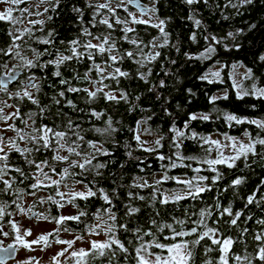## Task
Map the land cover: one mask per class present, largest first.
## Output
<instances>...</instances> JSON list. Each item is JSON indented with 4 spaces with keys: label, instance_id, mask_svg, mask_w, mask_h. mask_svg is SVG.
<instances>
[{
    "label": "trees",
    "instance_id": "obj_1",
    "mask_svg": "<svg viewBox=\"0 0 264 264\" xmlns=\"http://www.w3.org/2000/svg\"><path fill=\"white\" fill-rule=\"evenodd\" d=\"M32 1L38 2V0ZM139 1L144 3L147 9H155L154 12L146 14L147 20L151 18L152 24L158 23L159 20H164L165 32L169 35L167 46L144 49L146 54L156 51L161 53L155 61L147 63L146 67L140 68L135 60L127 58L122 63L113 66L120 67L130 75L128 77H120L119 83L114 80H105L104 84H107L109 87L105 88L104 91H112L117 97H119L121 91H124L128 94V102L123 100H120L119 103L108 101L103 97L102 93L98 94L97 98L90 104L86 103L88 98L83 92L78 94L66 92V97L60 98L57 96V93L65 90L66 85L59 83V78L52 74L55 68L49 65L43 70L39 68L32 70L38 78H41L38 80L41 85V91L36 93L34 89L31 90L40 100L41 106H46L48 111L41 116L39 109L27 101L24 105L28 108L21 109V115L23 116L29 111L37 112L38 115L35 117L36 126L42 123L49 126H54L55 124L63 126L67 122V117H71L75 123L81 124L85 130L93 127H107L106 121L110 117L112 126L116 129L110 135L102 136L92 131L84 132L86 140L97 141L110 153L108 156L98 157V160L106 164V167L99 170L100 175H95L94 170L85 173V183L94 181V185L89 183V186L93 187V190L102 188L110 195L118 218L124 216V204L129 202L141 208V212L132 218V223L129 224L131 228L137 224L147 227V221L150 218H155L158 223L171 222L172 217L183 218L186 210L198 211L200 208L206 206H214L218 201L221 207L231 205L233 212L243 211L244 215L241 216L238 225L240 227H247L249 231L243 234V243L234 245L233 251L241 255H248L249 259H252L257 253V242L253 239V235L264 228V226L256 223L257 220L264 219V146L257 145V154H249L246 159L241 158V160L236 162V167L234 168L217 165L216 167L222 174V179L216 183H212L211 180L204 181V184L210 185L211 191H205L197 200L188 199L168 205L156 203L155 206H152L150 199H146L145 201H129L127 193H139L140 195L149 197L153 191L151 188L141 189L129 187V185H132L134 182L142 183L144 179L146 180L155 176L161 179L167 174L170 177L190 179L200 175L208 177L215 175V173L208 170V165L198 164L193 160L179 161L173 156L172 159L177 164H191V168H171V161L168 159L163 161L158 159L159 155L167 157L175 151L171 144L174 134L169 129L173 125L183 129L184 123L189 119L190 114H210L211 119L208 121L199 119L191 121L186 134H190V131H195L202 136L212 139L216 136L225 138L223 134L227 133L229 136L242 138L244 136L243 133L247 130L253 137L257 133L264 136V132H261L254 125L233 123L232 126H229L223 118L224 113H234L240 117L264 120V99H258L252 95L239 99L237 92L240 90L234 87L230 76V70L232 71L235 66L243 67L246 73L251 69V78L243 79L240 89L250 90L253 85L264 87V60L260 59L261 56H264V0H254L252 4L238 9L230 6L226 7L229 0H198V2L193 4L186 3V0ZM87 2L97 4L104 3L105 0H87ZM117 3H119V0H112V7L115 8ZM233 3H238V0H233ZM73 5L83 9L84 26L90 27L88 21L92 18L93 9L86 6V0H61L55 12L49 10L46 13L44 32H35L36 36L42 37L49 30H54V44H37L33 40H29L27 35L24 36V40L28 41L32 47L37 48L39 51L47 48L53 54L52 56H42L41 62L53 59L56 49L63 51L65 45L61 44L60 41H70L79 36L82 25L78 19L79 14L73 11ZM20 6L24 7V4ZM47 6L50 7L48 4ZM127 7L128 12H137L131 9L129 5ZM34 11H36V8H34ZM128 12H125L123 8H117L118 17L121 20L127 19L129 21L127 26L135 29V32L127 34L129 37L142 40L144 44H147L153 38H157L158 43H163V38L157 28L149 24L131 23V17L128 16ZM103 13L109 17L111 16L106 10H103ZM48 16H52V19L48 20ZM36 19H41V16H36ZM97 19H100V17H97ZM195 20H200L201 24L197 26ZM110 22L114 21L110 20ZM252 25H255V27H251ZM36 27L39 28L40 26L37 25ZM123 27L124 25H115V30L112 32L113 37L117 39V47L121 50L136 52L137 49L134 45L119 39L124 35L121 31ZM241 29L243 31L239 35L228 36V33L236 34ZM10 30H12L11 24L0 21V48L7 49L11 45L12 38L8 35ZM91 31L99 35L102 33L107 34L112 30L107 29L106 26L98 25L91 28ZM193 35H195V40L192 39ZM213 36L220 43L212 40ZM206 37L208 39H205ZM80 39L90 38L80 37ZM95 42L93 41V43ZM16 43L23 44V41H16ZM210 45L216 49L213 56L209 59H197L196 57ZM237 45L239 47H236ZM24 55L32 58V53L27 49H25ZM189 57L192 58L190 59ZM2 59L8 60L9 58L3 57ZM97 59L99 60L100 57ZM72 64L81 74L89 66L87 60L81 63L72 62ZM216 64L222 68L220 69V79H215L212 83L200 79L210 67ZM148 69H151L150 75H147ZM60 70L65 78L70 79L73 76L71 67L61 66ZM25 72L29 74L27 71ZM139 73L146 74L147 82L139 78ZM91 75L93 78H96L95 72ZM160 81H164L163 87L160 86ZM73 84L80 88H91L88 81L73 80ZM225 94L228 97L227 99H218L214 104L209 102L210 97H222ZM53 96L61 99L60 105L55 104L52 99ZM137 97L139 99H136ZM66 99L73 100L77 105V110L66 106ZM79 109H83L84 111H79ZM91 109L103 112L104 115L100 119H96L89 114ZM58 110L66 113L67 116L55 117V113ZM138 121H147V123H142L137 128ZM142 128L147 129L157 139L163 135L164 139L161 141L163 147H160L156 152L143 151L137 141L133 139L134 135L140 134V129ZM134 129L137 131L134 132ZM85 151L91 152L92 149L86 148ZM180 151L184 156H195L200 159L205 158L207 155L197 141L191 139L183 140V147ZM129 152L132 154L131 157L128 155ZM51 155V152H42L34 154V158L43 160L45 157H51ZM216 156V151L213 150L208 158H216ZM73 157L78 159L75 156ZM23 160L17 159L12 162L16 166L22 167L26 172L34 171ZM93 163H96V161H93ZM55 166L58 170L61 167L59 164ZM195 168H200L201 171L199 173L193 171ZM75 171L80 170L76 169ZM13 176L18 177V174L13 172ZM238 177L243 179V183L232 187L231 182ZM75 179H82V177H76ZM30 183H32L31 180H27L24 183L14 184V187L26 189V185ZM66 183L72 184L74 181L73 179H69ZM79 185L84 187L83 184ZM159 187L162 191L169 193L172 191L179 192L184 188L183 185H179L171 179L163 182ZM43 192L48 194V196H55L54 188H46ZM253 194L255 195L254 202L245 207L247 197ZM55 198L60 199L58 196ZM49 203L51 202H46L44 207L46 209L41 211V213L49 217L60 215L59 209L54 204ZM75 204L79 206L76 207L71 204L74 211H76L75 215L79 210H84L88 213L86 217L81 218L82 221L87 223L96 222L93 220L92 214L97 209L108 207L100 198L99 193H97L96 197L89 198L88 200L77 199ZM157 212H159L158 216L156 215ZM249 216L252 217L251 220L246 219ZM216 218L218 216L214 212L213 219ZM225 219L230 218L225 217ZM49 221L51 220L49 219ZM208 223L210 226H216L212 223V220H209ZM67 227L73 231L65 232L62 230L63 233L83 234L85 238L89 236L83 231L85 223L77 224L75 221H68ZM219 227L224 235L235 236L239 234V227L230 228L223 222L219 224ZM165 234H167V231ZM118 235L125 242L126 246L129 247V252L131 253L132 246L127 244L128 239L132 238L131 234L121 231ZM49 238L51 241L60 239L57 236H50ZM145 239H148V237H145ZM188 239H192V237ZM202 243L210 244L211 242L206 240ZM196 252V264H203L205 259H212L215 262L219 257L218 251L208 254L207 257L204 256L202 248H197ZM124 255V253L117 252L113 264H135L131 256L125 260ZM97 264H108V260L107 258H101L100 261H97ZM230 264H233L231 260ZM253 264H260V262L253 260Z\"/></svg>",
    "mask_w": 264,
    "mask_h": 264
},
{
    "label": "snow or ice",
    "instance_id": "obj_2",
    "mask_svg": "<svg viewBox=\"0 0 264 264\" xmlns=\"http://www.w3.org/2000/svg\"><path fill=\"white\" fill-rule=\"evenodd\" d=\"M61 0H38L34 5L36 11H32V0H0L2 5H11L4 9H0V21L8 22L13 26V30H10L8 35L12 38L11 45L7 48H0V93H5L8 95L9 99L27 100L31 104L35 105L39 109V113L42 114L48 111L47 107L41 106L40 100L33 94L31 90H35L36 93L41 91V85L38 82L39 79L33 72V69H45L49 65L55 68L52 73L55 77L59 78V83L61 85H66L65 90L59 91L57 96L60 98L66 97L67 93L78 94L83 92L87 96L86 103H92L98 96V94H103V97L108 101L120 100L128 102V94L124 91L120 92L119 97L112 91L105 92L104 89L108 88L107 84H104L105 80H114L119 83L120 77H128L130 74L127 71H123L120 67H113L118 63H122L126 58L135 60L140 68L146 67L147 63L155 61L157 57L161 55L159 51L145 53V48H162L168 44V33L165 32V21L159 20L158 23L152 24L151 18L145 20L143 18H137L133 13L128 12V5L134 4L140 10L141 16L146 13L154 12L155 9H145L137 2V0H119L116 7H112V0H105L104 3L92 4L87 2L86 6L92 11V18L88 21L89 26H84L83 16L84 11L80 7L73 5V11L78 15V19L82 25L79 36L70 41H60L61 44L65 45L63 51L56 49V53L53 59L41 62V57L53 54L45 48L43 51H39L37 48L31 46L28 41L24 40V36L27 35L29 40H33L37 44L52 45L55 43L53 39L55 36L54 30H49L46 35L39 37L35 35L36 31L44 32V25L46 21L44 19H28L27 23L31 27H24L23 29L15 28L17 24L24 23V19L27 17L43 16L48 13L49 10L55 12L57 7H59ZM198 2V0H186V3L193 4ZM254 0H238V3H233V0H229L227 6L233 8H240L248 4H252ZM26 4L29 5L24 8H20L19 5ZM41 4H48L50 7H45L43 11H39ZM117 8H123L125 12H128V16L131 17V23L134 24H149L159 30L161 37L163 38V43H158L157 38H153L147 44H144L142 40H137L129 37L128 33L135 32V29L127 26L129 21L127 19L121 20L117 15ZM106 10L111 16H107L103 13ZM14 11L18 12L19 15L14 16ZM100 17V19H97ZM48 20L52 19V16L47 17ZM114 21V22H110ZM195 24L199 26L201 24L200 20H195ZM40 27L37 28L36 26ZM98 25L106 26L107 29L112 30L107 34H94L91 28L97 27ZM115 25H124L121 31L124 33L119 39L128 42L135 46L136 52L131 50H121L117 47V39L113 37L112 32L115 30ZM251 27H255L252 25ZM242 29L238 30L236 34L228 33L229 37L234 35H239L242 33ZM18 33V34H14ZM80 37H89L90 39H80ZM195 40V35L192 37ZM205 39H208L207 37ZM220 43L215 36L211 38ZM16 41H23V44H18ZM93 41H96L93 43ZM143 45V46H142ZM227 47V46H225ZM236 47H239L238 45ZM27 49L32 53V58L24 55V51ZM216 51L215 47L209 46L204 52L200 53L197 59L200 58H211V54ZM187 55V54H186ZM3 57L9 58L8 60L2 59ZM100 57L98 60L97 58ZM139 57V58H138ZM190 59L192 57H189ZM264 60V56L260 57ZM17 61L11 67L9 66L10 61ZM84 60L89 62L87 70L81 74L79 70L73 67L72 62L81 63ZM61 66L71 67L73 70V76L65 78L61 72ZM27 71L29 74L21 79L17 73ZM96 73V78L92 77V73ZM151 74V69H148L147 75ZM167 74V73H166ZM213 77H219L220 73L212 72L209 74ZM209 75H202L200 79L207 80L209 83L214 82L209 79ZM246 78H251V69L245 74ZM139 78L147 82V77L145 73H139ZM75 81H88L91 88H80L73 84ZM17 82L21 85L20 90L10 91L9 86ZM160 86H164V81H160ZM235 86V85H234ZM255 96L258 99H264V87H257L253 85L250 90H240L237 92V97L243 99L245 96ZM57 96H53L52 99L56 105L61 104V99H57ZM225 94L222 97L212 96L209 99L210 103H215L218 99H227ZM136 99H139L137 97ZM66 106L77 110V105L71 99H66ZM15 110L12 112H5V108H13ZM79 111H84L79 109ZM91 116L96 119H100L104 115L103 112H97L95 109H91ZM38 115L35 111H29L23 116L21 115L20 108L8 104L7 101H0V121H3L7 127L0 129V194L4 195H14L16 198L11 201V204L7 201H0V222L5 220V217H11L12 213L7 212L6 209L15 205L21 214L27 215L32 213V217L37 220H51L54 221L58 226H62V230L65 232L73 231L67 227L68 221H75L77 224L85 223L84 233L89 236H100L101 233L104 234L106 239L98 240L92 239L85 241V236L83 234L76 235L74 239H56L55 243L66 245L67 247L62 248L56 256L52 259L54 264H61L59 257H66L64 264L67 261H72L73 264H97L101 258H107L108 264H113L117 256V252L124 253V259L127 260L131 256L135 264H196L197 248H202L204 256L207 257L208 254L218 251L219 257L215 262L212 259H205L203 264H230V260L233 264H253V260L264 264V228L261 231L256 232L253 235V239L257 242V253L254 258L249 259L248 255H241L233 251V247L236 244L243 243L242 236L244 233L248 232L247 227H240L238 221L241 216L244 215L242 210L233 212L231 205L221 207L220 203L214 206H206L200 208L198 211H185L184 217H172L171 222L158 223L155 218H150L147 221V227L137 224L135 227H129L132 223V218L141 212V208L134 206L132 203L124 204V216L118 218L117 212L114 211L115 205L110 197V195L104 191L102 188L93 190V187L89 186V183L94 185V181H89L85 183V173L95 171V175H100V169L106 167V164L98 160L99 156L110 155L109 151L94 140H86L84 132L92 131L100 135H110L115 132L116 129L112 126V120L109 117L106 121L107 127H93L91 129L85 130L82 125L75 123L71 117H67V122L63 126L60 124H55L54 126H49L48 124H40L36 126L35 117ZM67 114L62 111H57L55 117H66ZM224 120L232 126L235 124H250L254 125L256 128L264 132V120L261 119H249L247 117H240L234 113H224ZM208 121L211 119L210 114H190L189 119L185 121L183 129L177 128L173 125L169 131L174 135L172 137V147L175 149L171 155H159L158 159L163 161L168 159L171 161L170 167H189L191 164H177L175 160L172 159L173 156L179 161L193 160L198 164H206L209 166L208 170L215 173L214 176H196L190 179H180L177 177H170L165 174L161 179L156 180L153 184H150L147 180L142 183L134 182L129 187L136 188H151L153 191L149 197L140 195L139 193L128 192L127 196L129 201L140 200L145 201L150 199L152 201V206L156 203L161 205L175 204L180 201L192 199L197 200L200 198L201 194L205 191H211L210 185H206L203 182L211 180L212 183H216L218 180L222 179V174L219 172L217 165H224L227 168L236 167V162L241 160V158H247L249 154H257V145L264 146V136L257 133L255 137L245 130L243 135L247 137V143H245L241 138L229 136L227 133L223 134L225 140L228 143H222L219 139H211L210 137H205L200 135L195 131H190V134H186V130H189V124L194 120ZM12 120V124L7 122ZM15 120H20L24 125L23 128L17 127ZM31 121V123H29ZM142 123H147V121H138L137 128L140 127ZM30 129V131H26ZM12 131L15 133L14 137H7L4 135L7 131ZM134 132L137 130L134 129ZM145 131H148L147 129ZM133 139L137 141L140 148L145 152H156L160 147H163L161 141L164 136L161 135L156 141V147L148 148L144 147L143 141H141V135L137 133L134 135ZM191 139L197 141L199 146L207 154L205 158L200 159L195 156H184L181 153L183 147V140ZM22 142L24 146H21ZM86 148L92 149L91 152L85 151ZM230 148L233 152L232 155H225L223 149ZM7 149V151H6ZM216 151V158H208L212 151ZM12 152L18 153L24 162L34 171L26 172L22 167L16 166L10 160V154ZM42 152H51V157H45L43 160H38L34 158V154ZM67 153V154H63ZM131 157V152L128 153ZM77 157L78 159H71V157ZM96 161V163H93ZM59 164L61 167L58 170L55 166ZM47 169V171H45ZM79 169L80 171H75ZM193 171L199 173L200 168H195ZM15 172L17 176H12L11 173ZM7 177V178H6ZM59 177V179L55 178ZM76 177H82V179H75ZM73 179L76 184H83V191H75L70 189L67 193L60 191L61 186L67 188V180ZM139 179V178H137ZM174 180L175 183L183 185L182 191H172L164 192L160 189L159 185L168 180ZM27 180H31L32 183L26 185V189L14 188L13 185L16 183H24ZM243 183L242 178H236L231 182V186L235 187ZM45 188H54L55 196L49 195L46 198H39L41 204L46 202H51L57 209H62L65 205L62 203L64 198L68 197V203L75 204L77 199L88 200L89 198L96 197L97 193L100 194V198L104 201L108 207H101L97 209L95 213L92 214L94 223H87L81 220L82 217H86L88 213L84 210H79L76 215H57V216H45L42 213L32 212V207L24 208L18 201L22 199V194L27 190L28 195L36 196L37 192ZM227 191V189H225ZM58 196L60 199H56ZM255 195H249L247 197V205L254 202ZM34 207V205H33ZM214 212L218 218L213 219ZM159 215V212L156 213ZM107 217V219H105ZM229 217L230 219H225ZM246 219L251 220L252 217H247ZM212 220V223L216 226H210L208 221ZM223 222L228 225V227H239L238 235H224L221 231L219 224ZM7 223L11 226L14 233V243L7 245V247L2 246V241H0V264H6L7 259L14 258L15 253L19 250L17 245L23 246L32 250L31 246L33 244H39L41 241L48 246V241L50 236H59L61 227H58L53 232L47 234H41L35 240L26 241L25 237L31 235V229H25L23 233L17 221L13 219H8ZM257 224L264 226V219L256 221ZM130 233L131 239H128L127 244L132 246V252H129V247L126 246L125 242L119 238L118 233L120 232ZM167 231V234L165 232ZM0 235L4 237L9 236V232L3 230L2 224H0ZM148 237V239H145ZM192 237V239H188ZM210 241V244H203L204 241ZM77 241L86 242L88 248L74 249L73 246ZM71 250V251H70ZM134 253V255H133ZM25 264H31V258L26 261ZM38 264V262H37Z\"/></svg>",
    "mask_w": 264,
    "mask_h": 264
},
{
    "label": "rangeland",
    "instance_id": "obj_3",
    "mask_svg": "<svg viewBox=\"0 0 264 264\" xmlns=\"http://www.w3.org/2000/svg\"><path fill=\"white\" fill-rule=\"evenodd\" d=\"M36 3L37 2L32 1L33 9L35 8L34 5ZM9 6H11V5L0 4V9H4L6 7H9ZM45 7H48L47 4H41L39 7V11L41 9V12H42ZM132 13L137 18H143V19L147 20V15L142 17V16H139V14L137 12H132ZM43 18H44V15L41 16V19H43ZM28 19L35 20L36 16L33 15L31 17H27L26 19H24V21H25L24 24L20 25V27L22 29L24 27H29V24L27 23ZM15 28H18V26H16ZM14 34H18V33H14ZM211 56H213V53L211 54ZM220 69H222V68L220 66H218L217 64L213 65L212 67L209 68V70H207V72L204 75H209L210 73L217 72V71L220 73ZM245 74H246V72L244 71L243 67H241V66H237V67L235 66V68L232 71L230 70V76L232 78V83H233V85H235L234 87H236L239 90H241L240 89L241 88V81L246 78ZM218 78L220 79V77H213V76L209 75V79H211V80H215ZM0 129H2V128H0ZM145 130L146 129H143V128L140 129L141 141L145 142L144 147L152 148L155 146V141L157 140V138H156V136H153L151 133H149L148 131H145ZM212 139H219V140H221L222 143H228V141H226L225 138H220V136L219 137L216 136ZM241 139L245 143L248 142L245 136H243ZM223 151H224L225 155H232L233 154V152L230 148H225V149H223ZM63 154H67V153H63ZM71 159H76V158L71 157ZM55 178L58 179V177H55ZM146 180L149 183H151V182L158 180V177L155 176V177L148 178ZM70 189L75 190V191H83L84 187H82L79 184L72 183V184H68L67 188L61 186L60 191L67 193ZM38 193H39V196H42L43 198H45V194L43 192L40 193V191H39ZM34 199H35V197H33L32 199H29L28 197H24L23 198L24 201H23L22 205L28 204V203H30V204L34 203ZM67 201H68V197L66 196L64 198V200L62 201V203H64L65 206L62 209H59V211L64 216L75 215L76 211H74V208L72 207V205L70 203H68ZM31 215H32V213H28L27 215L19 214V215H17V217H15V220L18 222L19 227L21 229L23 227H25L26 229H31V235L25 237L26 241L35 240L41 234H47L49 232H53L58 227H61V231L59 232V236H58V238H60V239L71 240V239H74V237L76 235H78L77 233H74V234L63 233L62 226H58V225H56V223L51 222L49 220L47 221V220H43V219H41V220L33 219ZM92 239L104 240L105 236H104V234H101L98 237L87 236V238H85V241L92 240ZM65 247H67V246L57 244V243H55V240L51 241L50 238L48 241V246H46L43 241H41L39 244H33L31 246L32 250H29L28 248H25L23 246H19V252H20L19 256H17L16 260L12 264H25L26 261L30 260V258H31V264H37V262H38V264H54V261L52 258L54 256H56V254L62 248H65ZM81 247L88 248L89 245L86 242L77 241L76 244L73 246L74 249H79ZM59 259L61 261V264H64L66 257H59ZM67 264H73V262L67 261Z\"/></svg>",
    "mask_w": 264,
    "mask_h": 264
},
{
    "label": "flooded vegetation",
    "instance_id": "obj_4",
    "mask_svg": "<svg viewBox=\"0 0 264 264\" xmlns=\"http://www.w3.org/2000/svg\"><path fill=\"white\" fill-rule=\"evenodd\" d=\"M27 6H29V5H26V4H24V7H27ZM19 7L20 8H24L23 6L21 7L20 5H19ZM32 11H34V9H33V7H32ZM40 11H41V9H40ZM14 15H19V13L18 12H15L14 11V13H13ZM45 18H46V13L44 14V20H45ZM25 22V21H24ZM22 24H24V23H22ZM22 24H17L16 26H18V28L19 29H22L21 27H20V25H22ZM15 26V27H16ZM29 27H30V25H29ZM12 30H13V26H12ZM15 63H17V61H14V60H12V61H10V63H9V66L11 67L13 64H15ZM28 74L26 73V72H21V75H19V77L21 78V79H23V78H25L26 76H27ZM20 88H21V85L19 84V83H17V82H14V84L13 85H10L9 86V90L10 91H16V90H20ZM0 101H7V103L8 104H11V105H14V106H18L19 108H20V110L21 109H24V108H28V107H26L24 104L27 102V100L25 99V100H23V101H21V100H18V99H9L8 98V95L7 94H5V93H0ZM15 110V107H13V108H5V112L6 113H8V112H12V111H14ZM15 122V124H16V126L17 127H20V128H23L24 127V125L20 122V120H15L14 121ZM8 124H12L13 123V121L12 120H9L8 122H7ZM29 123H31V121H29ZM7 127V125L3 122V121H0V128H6ZM26 131H30V129H26ZM4 135L5 136H7V137H14L15 136V133L14 132H12V131H8V132H6V133H4ZM18 143H21V146L23 147L24 146V144L22 143V142H19L18 141ZM6 151H7V149H6ZM17 159H19V160H23V158L18 154V153H16V152H12L11 154H10V160L11 161H13V160H17ZM24 161V160H23ZM45 171H46V169H45ZM11 175L13 176V172L11 173ZM7 178V177H6ZM32 182V181H31ZM0 187H3L2 185H0ZM13 187H14V185H13ZM15 188V187H14ZM46 189V188H45ZM28 190L29 189H27L23 194H22V199L20 200V201H18L21 205L23 204V198L24 197H28L29 199H32L33 197H35V199H34V203H28V204H24V205H22L24 208H28V207H32V212H35V213H41V211H43L44 209H46V208H44L45 207V204L46 203H43V204H41L40 202H39V198H43L42 196H39V193H37V195L36 196H31V195H28ZM43 190L44 189H42L41 191H40V193H42L43 192ZM31 191V190H30ZM44 193V192H43ZM45 194V198L48 196V194H46V193H44ZM16 197L14 196V195H4V194H0V201H7V202H9L10 204H11V201L13 200V199H15ZM49 204H51V203H49ZM33 205H34V207H33ZM6 211L7 212H10V213H12V216L11 217H5V220L3 221V222H0V224H2V226H3V230L4 231H6V232H9V236L8 237H4L3 235H0V241H2L3 243H2V246H4V247H7V245H9V244H13L15 241H14V233H13V230H12V228H11V226L7 223V220L8 219H13V220H15V217H17V215H19V214H21L20 212H19V210L16 208V206L13 204V205H11V207H9V208H7L6 209ZM43 214V213H42ZM61 215V214H60ZM32 216V215H31ZM33 218V217H32ZM33 219H35V218H33ZM16 221V220H15ZM26 228L25 227H23L22 229H21V232L23 233V231L25 230ZM17 247H18V249H19V245H17ZM19 250L15 253V256H14V258H11V259H7V262H6V264H12V263H14V261L16 260V258H17V256H19Z\"/></svg>",
    "mask_w": 264,
    "mask_h": 264
},
{
    "label": "water",
    "instance_id": "obj_5",
    "mask_svg": "<svg viewBox=\"0 0 264 264\" xmlns=\"http://www.w3.org/2000/svg\"><path fill=\"white\" fill-rule=\"evenodd\" d=\"M137 2L141 5L142 8L147 9L146 6L144 5V3H142V2L139 1V0H137ZM129 6H130L131 9L137 11V12L139 13V15L141 16V12H140V10L135 6V3H134V4H131V5H129ZM146 14H147V13H146ZM146 14H144L143 16H145ZM17 75H18V76L21 75V72H18ZM0 255H2V253H0ZM14 256H15V255H14ZM9 259H11V258H9Z\"/></svg>",
    "mask_w": 264,
    "mask_h": 264
}]
</instances>
